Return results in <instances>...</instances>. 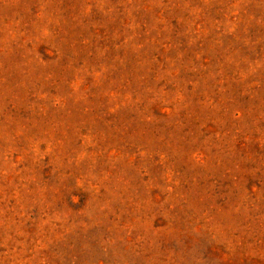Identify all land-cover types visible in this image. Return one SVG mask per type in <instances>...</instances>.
<instances>
[{
  "label": "rangeland",
  "instance_id": "374dc122",
  "mask_svg": "<svg viewBox=\"0 0 264 264\" xmlns=\"http://www.w3.org/2000/svg\"><path fill=\"white\" fill-rule=\"evenodd\" d=\"M0 264H264V0H0Z\"/></svg>",
  "mask_w": 264,
  "mask_h": 264
}]
</instances>
